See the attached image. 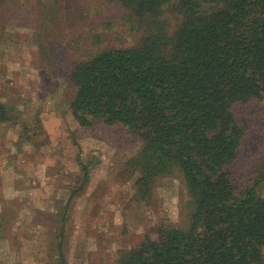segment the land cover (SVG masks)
Returning a JSON list of instances; mask_svg holds the SVG:
<instances>
[{
    "label": "trees",
    "instance_id": "trees-1",
    "mask_svg": "<svg viewBox=\"0 0 264 264\" xmlns=\"http://www.w3.org/2000/svg\"><path fill=\"white\" fill-rule=\"evenodd\" d=\"M114 1L136 43L73 64L72 117L82 128H120L139 144L125 163L137 200L173 177L187 210L180 224L147 228L106 264H264V161L250 184L241 182L248 128L234 110L264 98V0ZM16 108L0 102V123L15 121ZM31 133L24 139L35 144L42 133ZM89 164L68 206L87 185ZM63 215L45 264H68ZM12 220L0 215V241Z\"/></svg>",
    "mask_w": 264,
    "mask_h": 264
},
{
    "label": "rangeland",
    "instance_id": "rangeland-1",
    "mask_svg": "<svg viewBox=\"0 0 264 264\" xmlns=\"http://www.w3.org/2000/svg\"><path fill=\"white\" fill-rule=\"evenodd\" d=\"M121 15L114 0L0 1V102L17 107L15 121L0 123V215L13 218L0 264H45L56 254L83 164L88 183L63 215L68 264L110 263L147 228L185 218L186 196L173 177L158 179L150 199H136L135 175L125 168L135 140L115 126L82 128L71 114L73 64L136 43ZM234 110L248 128L238 174L250 184L264 161V98ZM32 131L42 133L35 144L24 139ZM259 191L264 197V182Z\"/></svg>",
    "mask_w": 264,
    "mask_h": 264
}]
</instances>
